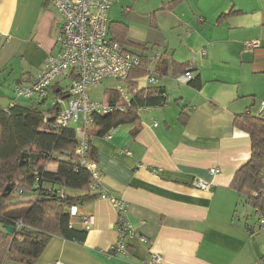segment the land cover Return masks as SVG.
<instances>
[{"label": "crops", "instance_id": "1", "mask_svg": "<svg viewBox=\"0 0 264 264\" xmlns=\"http://www.w3.org/2000/svg\"><path fill=\"white\" fill-rule=\"evenodd\" d=\"M107 20L110 39L118 35L133 51L141 45L147 57L158 53L166 60L157 82L166 106L138 110L134 120L91 141L101 187L126 203L124 215L133 229L129 257L108 255L117 241L118 217L109 200L96 199L75 206L77 216L70 221L86 230L84 241L54 236L34 264H144L153 256L159 259L155 264H264V227L257 232L249 226L251 208L231 187L251 155L248 134L233 120L257 115L254 107L264 96V0H119ZM62 22L46 0H0V109L57 52ZM253 40L260 47L245 49ZM183 66L199 88L175 80ZM61 82L45 101L56 96ZM136 82L142 89L145 77ZM103 94L99 102L120 98L114 88ZM15 102L48 114V103L37 98ZM195 179L208 188L194 187ZM83 217L91 219L89 229Z\"/></svg>", "mask_w": 264, "mask_h": 264}, {"label": "trees", "instance_id": "2", "mask_svg": "<svg viewBox=\"0 0 264 264\" xmlns=\"http://www.w3.org/2000/svg\"><path fill=\"white\" fill-rule=\"evenodd\" d=\"M111 40L125 52L138 55L141 63L129 72L125 80L131 94L127 111L94 115L93 123L88 127L91 141L95 136L103 137L111 129L134 120L139 108L167 104L162 87L155 85L139 89L137 86L136 80L145 77L148 71V57L143 53L146 48L136 45L133 51L129 48L132 44L118 35ZM163 58L160 55L155 66L159 76L166 69ZM182 70L185 73L190 68L183 66ZM189 83L199 88L197 79H191ZM65 88H60L55 95L66 97ZM117 100L114 102L119 103L120 98ZM54 110L52 107L45 114L38 107L16 102L0 109V264L5 260L34 264L54 236L78 242L86 237V230L71 227L70 208L92 202L98 199V194L91 190V176L80 165V158L75 153L77 140L74 129L56 128ZM233 125L248 134L251 155L236 171L231 187L253 211H264V118L262 114H240L235 116ZM91 141L86 155L94 162ZM22 154L28 155L26 162L21 159ZM32 154L37 155V160L30 164ZM51 166L56 170L51 171ZM6 187L10 190L3 196ZM58 190H63V194L59 195ZM78 190L85 193L80 196L69 194V191ZM17 221L23 224L18 229L14 227ZM2 225L13 226V234H7Z\"/></svg>", "mask_w": 264, "mask_h": 264}, {"label": "built area", "instance_id": "3", "mask_svg": "<svg viewBox=\"0 0 264 264\" xmlns=\"http://www.w3.org/2000/svg\"><path fill=\"white\" fill-rule=\"evenodd\" d=\"M57 9L63 17L59 33L55 40L57 52L48 55L44 60L39 73L29 86L17 85L14 89V100L9 102L12 106L16 99L23 98L45 101L49 98V91L57 83L68 80L65 88L66 97L54 96L51 98L52 107L55 109L54 123L58 129L73 128L76 137L75 153L80 158V165L84 166L91 176V190L98 194V199H107L111 202L116 214L117 241L112 244L107 253L112 257L127 259L128 240L133 237V229L125 217L126 203L111 196L101 187V175L95 163L88 160L86 152L91 141L88 127L92 125L94 115H107L114 112L124 113L131 102V94L128 92L125 80L129 72L140 65L141 58L123 48L108 37L107 11L119 0H46ZM260 47L259 40L244 43V48L253 50ZM202 54H205L202 51ZM156 53L148 57V68L145 76L144 87L157 85L159 74L155 70L159 59ZM112 79L118 83L114 90L120 97L119 103L97 102L90 98L88 87L100 85L103 80ZM192 79V73L186 71L176 75L178 83H186ZM154 106L151 108L165 107ZM147 109V107L138 110ZM264 110V98L260 102L258 114ZM110 132L107 134L109 136ZM216 173V170H211ZM193 186L206 190L208 185L198 179L193 181ZM59 195L63 190H58ZM257 225L264 227V211L254 210ZM70 216H77L76 207L70 208ZM86 229L92 225L89 217L81 218ZM21 221L15 222L16 229L22 227ZM146 243V240L141 239ZM158 257L144 264H155ZM60 264V263H55Z\"/></svg>", "mask_w": 264, "mask_h": 264}, {"label": "rangeland", "instance_id": "4", "mask_svg": "<svg viewBox=\"0 0 264 264\" xmlns=\"http://www.w3.org/2000/svg\"><path fill=\"white\" fill-rule=\"evenodd\" d=\"M60 84H61L60 87L65 88L66 86L69 85V81H67V80L66 81H62ZM116 86H118V83L116 81H114L112 79H107V80H103L100 85L89 86L87 92H88V94H89V96H90V98L92 100L99 102L100 100H102V97L104 95L103 94L104 89H106V88H116ZM263 98H264V96L262 95L261 96V99H263ZM50 99L44 102V103H46V102L48 103L47 104L48 107L45 109V110H48V111H50L52 109V103H51V100ZM259 102L260 101L258 100L257 103H256V106L254 107V109L258 108L257 111H259V106H258L259 105ZM45 107H43V109ZM23 207H25V206H23ZM253 212L254 211L250 209V212H249V215H248L249 217H246V221H248V223L250 222V225L249 226L250 227H253V230L254 231L257 230V232H261V229L263 227H259L257 225V219H256L255 214ZM263 241H264V228H263Z\"/></svg>", "mask_w": 264, "mask_h": 264}, {"label": "water", "instance_id": "5", "mask_svg": "<svg viewBox=\"0 0 264 264\" xmlns=\"http://www.w3.org/2000/svg\"><path fill=\"white\" fill-rule=\"evenodd\" d=\"M21 159L23 160H25L24 162H26L27 161V159H28V155L27 154H22L21 155ZM36 161L37 160V155H35V154H32V155H30V160H29V162H30V164H33L34 163V161ZM9 188L8 187H6L5 188V191H4V193H3V196H6V191L7 192H9ZM7 234H13V232H14V230H15V228L13 227V226H11V225H2V227H1Z\"/></svg>", "mask_w": 264, "mask_h": 264}]
</instances>
